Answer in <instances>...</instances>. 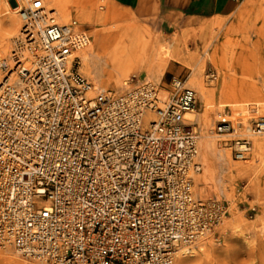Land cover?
<instances>
[{
	"label": "built area",
	"instance_id": "built-area-1",
	"mask_svg": "<svg viewBox=\"0 0 264 264\" xmlns=\"http://www.w3.org/2000/svg\"><path fill=\"white\" fill-rule=\"evenodd\" d=\"M21 26L0 63V246L42 264H172L216 229L229 200L200 197L195 111L245 160L264 102L200 104L186 81L94 89L76 53L83 20L44 0H7ZM218 235L217 237H215Z\"/></svg>",
	"mask_w": 264,
	"mask_h": 264
},
{
	"label": "rangeland",
	"instance_id": "rangeland-1",
	"mask_svg": "<svg viewBox=\"0 0 264 264\" xmlns=\"http://www.w3.org/2000/svg\"><path fill=\"white\" fill-rule=\"evenodd\" d=\"M245 1L241 2L230 14L198 19L202 22L212 21V30L204 38L196 34L189 38V41L186 40V49L191 55L198 56L196 72L200 70L202 79L206 82V87L216 91V94L210 98L212 101H206V98L201 96L197 88L187 83L192 71L173 59L168 61L165 72L160 78L153 76L154 71L159 72L166 62L162 45L168 44L171 40H182L183 26L171 31L154 30L148 25L151 21L146 16L139 14L136 9L117 3L115 0H70V4L64 13L69 15L68 22L74 17L83 20V24L89 29L93 43L96 32L114 29L117 26L130 25L139 33L140 46L135 59L124 68L126 72L124 76H121L119 90L108 87L110 90L120 92L126 88H131L134 84L145 82L165 85L174 75L182 78L186 81L188 87L196 90L200 104L238 105L233 103L234 101L228 100V95L223 94L220 88L221 80L230 84L232 82L234 84L257 85L262 97L248 103L264 102V35L263 33L258 34L256 29L262 27L264 0H256L248 8H244ZM8 3L7 0H0V24L2 19L13 18L15 15L12 9L8 7ZM111 8L118 14L128 17V19L125 21H112L106 18L105 16ZM54 12L57 13L59 18H63L59 9H55ZM16 14L18 13L16 12ZM53 16L55 21L60 22V19L56 18V14ZM20 22L21 20L18 17V23L14 24V30L6 41L5 50L0 52V63L10 54L12 40L18 32ZM15 26H18V28L15 29ZM218 43L223 45L228 43V47L224 48V51H218L217 54L224 66L222 70H218L210 58ZM152 49H154V52ZM105 51H110V48L107 47ZM168 66L171 70H168ZM79 74L83 76L81 73ZM91 75L93 77V73ZM2 76L3 73L0 69V79H2ZM85 79L91 82L92 86L98 84L95 83L94 78L86 77ZM195 121L198 124L197 132L199 135H209L202 128L199 115H197ZM207 138L216 140L219 145H224L226 154H229L233 159L229 147L230 142L227 141L232 137L213 135ZM252 138L248 157L245 160L234 159L238 165L244 166L246 170L241 174L225 172L221 182H200L198 179L200 174L197 173H202L208 162L204 163V156L199 151V160L202 166L201 170L193 175L194 184L197 187L195 189L200 197H216L229 200L232 210L223 224L216 229L220 242L214 240V237L206 239L202 245L204 251L197 246L194 249L193 256L185 254V264H243L248 260V253L251 251L259 252L260 249L264 250V149L256 151L253 148ZM257 138L264 140V136H257ZM213 162H209V164L212 165V168H215L217 162L215 159ZM0 264L42 263L24 259L10 246H0Z\"/></svg>",
	"mask_w": 264,
	"mask_h": 264
},
{
	"label": "bare ground",
	"instance_id": "bare-ground-1",
	"mask_svg": "<svg viewBox=\"0 0 264 264\" xmlns=\"http://www.w3.org/2000/svg\"><path fill=\"white\" fill-rule=\"evenodd\" d=\"M256 0H246L244 8H248ZM45 6L50 10L59 9L62 12L63 18H59L56 14V18L60 19V24H67L69 15L65 14V10L70 4V0H44ZM8 7L12 9V12L15 13L14 17H7L1 20L0 24V52L4 51L6 48V41L10 38V34L14 30V24L18 23L19 14H16L18 7L8 3ZM2 12V11H1ZM3 15V14H2ZM106 18L111 19L112 21H125L128 17L118 14L114 9H109L107 12ZM211 18V17H205ZM202 19V18H201ZM21 20V19H20ZM21 26V22L19 28ZM18 26H15V29ZM18 28V30H19ZM213 28V22H202L198 19H190L182 27V40L169 41L168 44L162 45L163 55L166 56V62L162 66V69L159 72L154 71L153 76L161 77L165 72L166 66L170 59L175 60L176 62L184 65L187 69L191 70L192 73L187 79V83L194 88H197L203 98H206V101H212L210 98L216 94V91L213 89H208L206 87L205 80L202 79V72L197 70L198 65V56L191 55V53L186 49V40L189 41V38L199 34L201 38L206 37ZM258 34L263 33L264 35V19L262 22V27L256 28ZM140 35L137 30L130 25L117 26L114 29H105L96 32V37L94 43L92 40L85 47L81 48L76 55L81 57V65L78 69L83 78H94L95 86H92V90L96 89H109L108 87L119 90L121 86V76H124L125 67L137 55V51L140 46ZM160 42V41H159ZM109 47L110 51H105ZM228 47V43L220 44L218 43L214 48V53L210 55L211 60L213 61L215 67L218 70L224 69L220 58L217 57L218 51H224ZM154 52V49H152ZM9 55H7L8 57ZM1 57V56H0ZM6 57V58H7ZM93 73V77H91ZM91 75V76H90ZM3 80L0 79V83ZM86 80V79H85ZM221 91L224 95H228L229 99L234 101L235 104H245L248 102L255 101L262 97V93L259 90V87L254 84H234L231 82L228 83L224 80H221ZM88 83L91 84L87 80ZM208 105V104H206ZM186 118L194 121L196 120L197 114L195 111L188 112ZM213 136V134H202L199 135L197 141V153L198 161L199 160V151H201L202 156H204V163L208 165L204 166V171L202 173L194 172V174H200V182L209 183L211 182H221L225 172L239 174L243 173L246 168L242 165H238L234 159H231L229 154H226V149L224 145H219V143L214 139H208L207 137ZM258 135L252 136L253 148L258 150L264 149V140H259ZM264 136V135H261ZM226 146V145H225ZM251 147V144H250ZM250 150V149H249ZM248 157V154H247ZM210 158V159H209ZM216 160L215 168H212V165L209 162ZM213 160V161H210ZM214 163V162H213ZM201 164V162H200ZM195 187V184H194ZM197 188V187H195ZM194 188V189H195ZM196 190V189H195ZM197 191V190H196ZM230 202V201H229ZM231 205V203H230ZM223 224V223H222ZM216 240V239H214ZM205 240L202 238L196 244L201 250L204 251L202 245L205 243ZM218 242V240H216ZM220 242V241H219ZM262 244V243H261ZM9 246V245H6ZM12 247V246H10ZM13 248V247H12ZM14 249V248H13ZM195 249V248H194ZM15 250V249H14ZM16 253H18L16 251ZM194 250L189 254L193 256ZM19 254V253H18ZM20 255V254H19ZM184 253H177L174 262L172 264H185ZM236 264V263H235ZM243 264H264V250L260 249L259 252L251 251L248 253V260Z\"/></svg>",
	"mask_w": 264,
	"mask_h": 264
},
{
	"label": "crops",
	"instance_id": "crops-1",
	"mask_svg": "<svg viewBox=\"0 0 264 264\" xmlns=\"http://www.w3.org/2000/svg\"><path fill=\"white\" fill-rule=\"evenodd\" d=\"M136 9L151 22L148 25L158 31H171L182 27L190 19L230 14L244 0H115ZM168 70H171L168 66ZM172 74V72H170Z\"/></svg>",
	"mask_w": 264,
	"mask_h": 264
}]
</instances>
